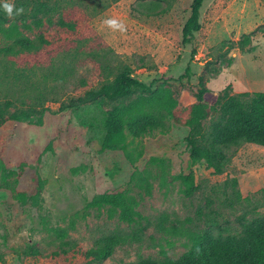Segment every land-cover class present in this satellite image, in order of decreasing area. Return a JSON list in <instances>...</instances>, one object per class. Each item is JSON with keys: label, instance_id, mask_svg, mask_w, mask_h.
<instances>
[{"label": "rangeland", "instance_id": "obj_1", "mask_svg": "<svg viewBox=\"0 0 264 264\" xmlns=\"http://www.w3.org/2000/svg\"><path fill=\"white\" fill-rule=\"evenodd\" d=\"M52 2L77 22L78 32L58 30L56 15L54 24L27 33L36 49L0 57V103L11 101V113L32 114L0 126V264H85L76 252L55 255L69 247L53 230L68 231L64 242L86 251L104 234L127 229L117 218L86 210L104 194L129 192L152 224L142 242L117 248L101 264L179 258L205 230L237 234L245 221L264 217V147L231 149L219 175L204 161L191 163L187 125L202 104L197 118L207 133L227 97L264 92V0H205L202 29L187 48L182 30L193 0ZM108 18L127 31L110 29L103 23ZM105 54L112 63L131 64L135 79L170 91L178 103L167 132L129 139V154L102 149L115 103L90 93L106 77ZM20 192L25 202L16 198Z\"/></svg>", "mask_w": 264, "mask_h": 264}, {"label": "trees", "instance_id": "obj_2", "mask_svg": "<svg viewBox=\"0 0 264 264\" xmlns=\"http://www.w3.org/2000/svg\"><path fill=\"white\" fill-rule=\"evenodd\" d=\"M205 0H193L191 15L182 30V46L193 45L196 33L202 29L201 9ZM15 6L23 8L18 16L8 17L0 10V37L4 45L0 46V57L32 51L37 48L36 41L27 33L42 29L45 22L54 24L53 17L58 15V30L77 33V22L71 21L61 10L58 2L52 0H16ZM41 44H47L44 35L37 38ZM115 57L119 55L112 52ZM99 55V52H97ZM196 55L194 50L192 58ZM106 61L103 67L106 77L99 89L90 93L93 98L115 103L108 112L103 139V150H122L129 154V139L136 141L156 131L164 134L168 130L167 121L174 117L177 101L166 89L153 90V84H146L133 77V66L125 62H115L102 56ZM199 99L203 100L200 92ZM11 101L0 103V126L9 121L23 122L32 117L29 111L11 113ZM193 117L187 125L192 129L188 140L192 164L204 161L216 174H223L230 163V151L244 144L264 147V92L242 93L227 97L221 105L219 116L210 126V131L202 132L197 116L203 118V105L194 107ZM162 163V161H161ZM1 170V165H0ZM186 192L192 194L195 189L194 176L184 177ZM151 195V188H146ZM25 202L26 194L20 192L17 197ZM140 201L127 191L104 194L96 197L86 206V210H97L107 214L110 220L117 218L127 225V229H116L101 236L91 249L76 250L66 230H53L64 246L55 255L67 256L70 252L82 254L85 264H101L111 258L117 248L143 241L144 233L151 221L139 210ZM132 264H264V217L254 218L243 223V230L237 234H215L205 230L198 235L194 245L179 258L165 255L162 259L141 257Z\"/></svg>", "mask_w": 264, "mask_h": 264}, {"label": "clouds", "instance_id": "obj_3", "mask_svg": "<svg viewBox=\"0 0 264 264\" xmlns=\"http://www.w3.org/2000/svg\"><path fill=\"white\" fill-rule=\"evenodd\" d=\"M0 10H3L8 17L18 16L24 12L23 8H17L13 3L7 2V0H0ZM103 23L114 31L121 33L127 31L125 24L115 18L105 19Z\"/></svg>", "mask_w": 264, "mask_h": 264}]
</instances>
